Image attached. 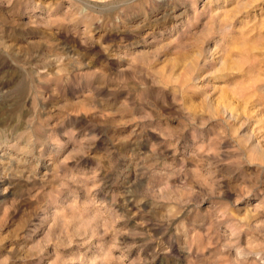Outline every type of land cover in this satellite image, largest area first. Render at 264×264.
Instances as JSON below:
<instances>
[{
	"label": "rangeland",
	"instance_id": "1",
	"mask_svg": "<svg viewBox=\"0 0 264 264\" xmlns=\"http://www.w3.org/2000/svg\"><path fill=\"white\" fill-rule=\"evenodd\" d=\"M0 264H264V0H0Z\"/></svg>",
	"mask_w": 264,
	"mask_h": 264
}]
</instances>
